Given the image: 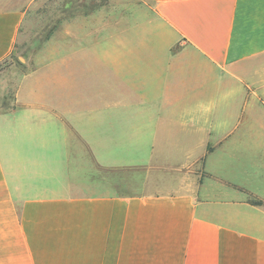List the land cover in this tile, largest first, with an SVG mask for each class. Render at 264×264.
Segmentation results:
<instances>
[{"label":"crops","instance_id":"1","mask_svg":"<svg viewBox=\"0 0 264 264\" xmlns=\"http://www.w3.org/2000/svg\"><path fill=\"white\" fill-rule=\"evenodd\" d=\"M99 3L0 112V264H264V0Z\"/></svg>","mask_w":264,"mask_h":264},{"label":"rangeland","instance_id":"2","mask_svg":"<svg viewBox=\"0 0 264 264\" xmlns=\"http://www.w3.org/2000/svg\"><path fill=\"white\" fill-rule=\"evenodd\" d=\"M99 1L103 4L104 0H32L13 52L0 64V112L13 107L19 75L40 63L41 57L37 56H67L69 49L83 48L78 43L69 46V19L76 17V21H80L72 32L83 38V15L98 6Z\"/></svg>","mask_w":264,"mask_h":264},{"label":"trees","instance_id":"3","mask_svg":"<svg viewBox=\"0 0 264 264\" xmlns=\"http://www.w3.org/2000/svg\"><path fill=\"white\" fill-rule=\"evenodd\" d=\"M249 203L254 206H264V202L256 198H250Z\"/></svg>","mask_w":264,"mask_h":264}]
</instances>
